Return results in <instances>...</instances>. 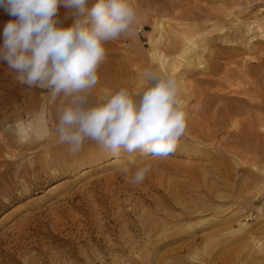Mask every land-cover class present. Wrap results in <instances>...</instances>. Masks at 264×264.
Masks as SVG:
<instances>
[{"label":"rangeland","instance_id":"rangeland-1","mask_svg":"<svg viewBox=\"0 0 264 264\" xmlns=\"http://www.w3.org/2000/svg\"><path fill=\"white\" fill-rule=\"evenodd\" d=\"M130 3L136 20L105 44L90 100L142 91L145 70L173 76L184 134L165 157L122 153L132 172L150 166L139 184L94 142L63 158L67 101L0 62V264H264V0ZM9 19L0 8V46ZM59 19L73 22L63 7Z\"/></svg>","mask_w":264,"mask_h":264},{"label":"clouds","instance_id":"clouds-1","mask_svg":"<svg viewBox=\"0 0 264 264\" xmlns=\"http://www.w3.org/2000/svg\"><path fill=\"white\" fill-rule=\"evenodd\" d=\"M0 0L13 18L3 27L0 62L15 80L38 87L50 97L67 101L56 110L58 142L78 154L86 142L107 152L131 183H141L149 165L136 167L122 153L140 151L141 157L168 156L186 128V113L173 76L145 70L151 86L142 91L120 87L90 100L99 82L98 68L106 57L105 44L129 32L136 20L130 0ZM70 10L73 22L62 26L59 9Z\"/></svg>","mask_w":264,"mask_h":264},{"label":"bare ground","instance_id":"bare-ground-1","mask_svg":"<svg viewBox=\"0 0 264 264\" xmlns=\"http://www.w3.org/2000/svg\"><path fill=\"white\" fill-rule=\"evenodd\" d=\"M262 33V32H261ZM195 44V43H194ZM187 47V46H186ZM197 47V46H196ZM191 50V49H190ZM189 50V51H190ZM187 52V51H186ZM167 63V62H166ZM187 64V63H186ZM189 64V63H188ZM187 64V65H188ZM167 65H168V63H167ZM190 65V64H189ZM191 66V65H190ZM168 67H170V65L168 66ZM174 67V66H173ZM172 67V68H173ZM175 70V69H174ZM173 70V71H174ZM177 71V70H176ZM175 72V71H174ZM173 73V72H172ZM42 123V122H41ZM14 134H16V135H18L19 136V138L21 137V141H23V142H26V143H29L30 142V137H34V138H39V135H40V133L39 132H37V131H35V130H31V131H28V130H25V129H23V128H19V129H16L15 131H14ZM29 134V135H28ZM42 134V133H41ZM63 147H65V146H63ZM60 148V147H59ZM58 147H54V148H51L49 151H48V153H52V152H54V151H56V150H58L59 149ZM60 151H62V150H60ZM87 152V151H86ZM66 153H67V155L68 156H71L72 154H69V152H63L62 151V153L61 154H64V156H63V158L65 157V155H66ZM63 164V163H62ZM63 166V165H62ZM51 167V166H50ZM34 178V177H33ZM60 207V206H59Z\"/></svg>","mask_w":264,"mask_h":264}]
</instances>
